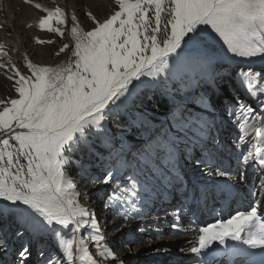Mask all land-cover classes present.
I'll list each match as a JSON object with an SVG mask.
<instances>
[{"label":"snow or ice","instance_id":"snow-or-ice-1","mask_svg":"<svg viewBox=\"0 0 264 264\" xmlns=\"http://www.w3.org/2000/svg\"><path fill=\"white\" fill-rule=\"evenodd\" d=\"M115 4L118 10L102 20L87 13L93 24L87 32L75 26L77 17H69L65 8L35 4L45 13L39 27L48 33L64 37L69 19L73 22L68 32L74 43L71 49L68 44L60 49L70 50L68 63L53 68L28 61L30 75L15 65L0 64L13 71L9 79L18 94L0 100V226L16 220L25 230L59 237L65 251L61 258L50 256L46 264H124L105 243L94 213L77 199L81 193L73 191L70 167L84 169L85 159L95 154L103 170L92 180L110 189L103 207L114 208L124 221L140 219L158 184L181 180L180 157H192L197 148L214 150L216 137L211 133L217 111L242 121L243 136L236 145H246L238 157L240 180L248 179L244 169L257 165L253 171L259 172L258 193L249 190V195L264 193V112H260L264 0H115ZM217 38L227 46L223 53L214 45ZM235 57L246 58L249 64L258 57L259 70H231L225 62ZM233 76L240 78L251 103L228 94L226 85ZM224 96L234 103L224 105ZM161 109L167 119L157 126L147 114L159 115ZM134 111L141 114L132 118L134 131H143L147 140L139 142L144 146L129 159L122 146L116 148L109 125H128L124 117ZM249 129L254 135L245 140ZM194 162L200 164L199 156ZM207 175L230 173L209 167ZM207 194L205 189L199 195ZM182 212L180 205L171 213L175 221L171 227L178 232L188 231L178 223ZM86 226L95 241V254L80 235ZM65 230L71 237L68 241L61 235ZM195 231L199 235L187 249L195 257L208 254L214 260L222 255L228 264H264L260 199H250L248 209L237 210L231 219ZM15 235L23 237L24 232ZM154 235L162 236V230L156 228ZM214 242L223 250L212 249ZM4 244L0 241V248ZM21 247L18 264H28L29 246Z\"/></svg>","mask_w":264,"mask_h":264},{"label":"rangeland","instance_id":"rangeland-1","mask_svg":"<svg viewBox=\"0 0 264 264\" xmlns=\"http://www.w3.org/2000/svg\"><path fill=\"white\" fill-rule=\"evenodd\" d=\"M37 3L49 9L65 8L69 17L72 15L77 17L75 26L84 32L93 27L91 19L86 15L87 13L90 12L102 20L114 10H118L115 0H32L31 3H26L25 0H0V45L3 46L0 53H7V55L0 54V64L15 65L24 75L31 74L26 67L28 61L39 67L55 68L67 64L71 52L65 50L61 53L60 49L65 44H68L69 49H71L74 43L68 32V28L73 24L70 19L69 24L65 27L64 37H60L56 33H48L39 27V20L45 13L34 7ZM4 36L10 40L18 37L22 46L21 53L6 44ZM38 41H44V43ZM214 45L221 53L224 52L219 43H214ZM18 55H20V60L17 59ZM230 68L235 72L241 69L240 67ZM12 75L13 71L10 68L0 67V100L7 101L18 97L15 92V82L9 79ZM231 84L234 90H227L231 97L234 98L240 92H244L245 88L238 76L231 78ZM228 97L224 96L223 104L229 100ZM235 100L241 101L237 97ZM242 102L248 103L247 100ZM147 115L157 123L163 121L165 116L163 109L159 115L151 113ZM132 116V113L125 115L124 118L129 121V124L122 125L120 128L123 129L117 128L114 124L109 125L111 132L115 135L116 148L124 147V152L129 159L132 158V153H136L139 148L144 146L140 143L132 145V142L147 140V135L143 131H134L137 125L132 123ZM209 118L211 119V117ZM239 123L242 121H237L234 116L221 115L220 111H217L215 113V125L211 133L216 137L213 142L214 150L201 151L200 148H197L192 157H180L178 168L181 180L179 182L174 181L173 185L158 184L151 200L143 209L140 219L124 221L122 217L115 214L114 208H104L103 205L110 189L107 187L106 190L99 192L96 198L98 211L95 218L106 237L105 243L124 264H198V262L206 264L204 256L195 257L194 254L187 251L191 246L190 242L199 235L197 231L192 229L207 227L209 224L231 219L237 210L247 209L244 207L246 206L244 201H248L247 196L254 200L260 199L258 195H249L251 189L252 193H258L257 188L254 187V181L248 186V189L242 192L241 196L233 200L230 197L232 185L236 183V181L232 183V178L236 177L237 186L244 183L240 180L241 165L238 157L244 152L246 145L241 144L240 147H236L240 143L239 137L243 136V130L239 127ZM249 123H252L251 119ZM252 135L254 132L249 129V135L245 137V140H251ZM185 151L186 149L182 146L181 152ZM79 155L77 153L72 158L76 159ZM104 155L107 156V150H105ZM195 156L200 158L199 165L194 162ZM84 164V169L70 167L67 174L74 187L88 192L92 185L97 184L93 182L92 177L99 176L103 169L101 161L96 158L95 154L87 157ZM209 167L226 171L230 175L225 177L209 176L207 175ZM250 168L244 169L246 176L248 177L249 174L253 173V176L259 177V173L253 171V165ZM258 185L259 182L256 186ZM205 189H207L208 194L206 196L199 195L204 193ZM221 190H223V194ZM90 196V198L94 197L92 194ZM85 201L83 204L88 203L90 199ZM180 205L183 206V212L178 223L181 229H188V233L178 232L171 227L172 223L175 222L171 213ZM5 219L7 220V217ZM56 227L60 228L61 226ZM156 228L162 230V236L154 235ZM16 231H23V237L16 236ZM90 231L91 229L86 226L85 229L81 230V235L87 238L89 249L95 254V241L91 240ZM0 232H3L0 240L6 241L5 246L0 250V264H18V253L22 250L23 244H27L31 252V256L28 257V264H46L50 256L61 258L65 251V247L59 244V237L50 232L39 234L25 230V226L16 220L4 223L0 226ZM65 233L66 230L61 233L65 241L70 240V235ZM182 237L187 238L179 241L178 239ZM216 245H219L218 242H214L212 248ZM180 249H184V251L181 252ZM5 252L10 253L12 257L4 256Z\"/></svg>","mask_w":264,"mask_h":264},{"label":"bare ground","instance_id":"bare-ground-1","mask_svg":"<svg viewBox=\"0 0 264 264\" xmlns=\"http://www.w3.org/2000/svg\"><path fill=\"white\" fill-rule=\"evenodd\" d=\"M11 17V16H10ZM4 42L6 43V44H8V45H10V46H12L13 48H15V49H17L18 50V53H21V49H22V46H21V43H20V39L18 38V37H15V39L14 40H10L8 37H6V36H4ZM214 43H216V44H220L221 45V47H222V50H226V45H224L223 44V41L221 40V39H219V38H217V42H214ZM229 55L231 56L232 54L231 53H229ZM17 59L18 60H20V55H18L17 56ZM254 61H256V63H253V64H249L248 62H247V59L246 58H240V57H235L233 60H231V61H226L225 63H228L229 65H230V67H233V68H235V67H240V68H242V69H244V70H247L249 67H252L253 69H255V70H259V68H258V65H259V58L258 57H256V58H252ZM63 66H64V64H63ZM149 78V80L151 79L150 77H148ZM226 87H227V90H229V89H233L234 87H233V85L231 84V83H229V84H227L226 85ZM234 90V89H233ZM217 95H221V93H219V92H217ZM240 95H242V97H240ZM239 96V99L241 100L240 102H242L243 100H247L248 101V103H251L252 101H251V99L249 98V96H248V94H247V92L244 90V92H240L239 93V95H237V97ZM229 98V97H228ZM237 101V100H236ZM257 104L259 103V101H257L256 102ZM225 104H231V101L230 100H228V101H226V102H224V105ZM260 112H264V106L263 105H261L260 106ZM132 114H133V116H132V118L133 117H137V116H139V115H141L140 113H137V112H132ZM148 118H149V116H148ZM150 120H151V118H149ZM167 119V117H166V115L163 117V121L164 120H166ZM232 119V118H231ZM234 123V122H233ZM155 124L157 125V126H159V123H157V122H155ZM119 129H123V128H119ZM130 142H132V141H130ZM139 142L140 141H133L132 142V145L133 144H139ZM125 148H127V147H125ZM123 149H124V147H123ZM128 150V149H127ZM253 167H254V169H256V168H258V166L257 165H253ZM251 169V168H250ZM253 169V168H252ZM251 171V170H250ZM259 173V172H258ZM236 177H233L232 178V183L233 182H235L236 181V183H234L233 185H232V192L230 193L231 194V199L233 200L234 198L236 199L237 197H239V196H241L243 193L242 192H244L246 189H248V186L253 182L254 183V185L256 186L257 185V183L259 182V179H258V177H255V176H253V173H251V174H249L248 175V181H246V182H244V183H242V184H240L239 186H237V179H235ZM240 183V182H239ZM252 183V184H253ZM106 186L105 185H103V184H101V183H97L96 185H92L91 186V188H90V191H88V192H85L84 191V189H82V190H79V188H76V187H74L73 188V191H78V192H80L81 193V195L80 196H78L77 197V199L79 200V202L84 206V207H87V208H89V209H91V211L94 213V216H95V214H96V212L98 211V205H97V202H96V198H97V195L99 194V192H102V191H104V190H106ZM255 188H257V191H258V186H256ZM251 189V188H250ZM85 190H87V189H85ZM252 190V189H251ZM93 195L94 197L93 198H90L91 196L90 195ZM247 194V193H246ZM260 195V196H259ZM96 196V197H95ZM258 197L260 198V200L261 201H264V193H260V194H258ZM89 200L90 199V201L88 202V203H84L83 204V201L84 202H86L85 200ZM247 199H248V201H244L245 203H246V206H244L245 208L247 207V209H248V203H249V200L251 199V200H254L253 198H249L248 196H247ZM92 203V204H91ZM91 204V205H90ZM247 209H242V210H247ZM219 221V220H218ZM219 223V222H218ZM10 224V223H9ZM58 226V225H57ZM194 227V226H193ZM197 228V227H196ZM195 228V229H196ZM195 229H192V230H195ZM183 232V231H182ZM189 231H184V233H188ZM2 234H3V232H0V236H2ZM80 235H81V233H80ZM1 238V237H0ZM185 238H187V237H182V238H180V239H178L179 241H182L183 239H185ZM65 240V239H64ZM1 241V240H0ZM60 243V245H63L64 246V243H62L61 242V239H60V241H59ZM173 243V242H172ZM228 243L229 244H234V243H238V242H234V241H231V240H229L228 241ZM5 246V245H4ZM3 246V247H4ZM2 247V248H3ZM89 247V246H88ZM245 247H247V246H245ZM2 248H0V250L2 249ZM90 248V247H89ZM212 249H216V250H223V246H221V245H216V246H214ZM212 249H211V251H212ZM250 251H252V252H256V253H259L261 250L260 249H249ZM89 251L91 252V250L89 249ZM210 251V250H209ZM208 251V252H209ZM210 251V252H211ZM209 252V253H210ZM4 256H8L9 258L10 257H12V255L9 253V254H7L6 252H5V254H4ZM204 259H205V261H206V264H228V258L226 257V256H222V255H217L216 257H215V259L213 260L212 259V256L211 255H208V254H206V255H204Z\"/></svg>","mask_w":264,"mask_h":264}]
</instances>
